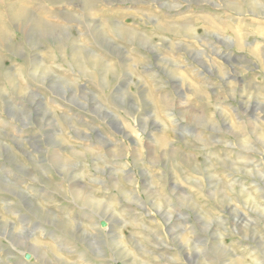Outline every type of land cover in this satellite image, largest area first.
<instances>
[{
    "label": "clouds",
    "instance_id": "obj_1",
    "mask_svg": "<svg viewBox=\"0 0 264 264\" xmlns=\"http://www.w3.org/2000/svg\"><path fill=\"white\" fill-rule=\"evenodd\" d=\"M0 264H264V0H0Z\"/></svg>",
    "mask_w": 264,
    "mask_h": 264
}]
</instances>
